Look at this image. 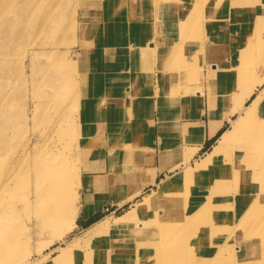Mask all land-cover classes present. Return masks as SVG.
Masks as SVG:
<instances>
[{
	"label": "rangeland",
	"instance_id": "374dc122",
	"mask_svg": "<svg viewBox=\"0 0 264 264\" xmlns=\"http://www.w3.org/2000/svg\"><path fill=\"white\" fill-rule=\"evenodd\" d=\"M97 1V4H99L100 0ZM101 1L103 6L98 11H94V15L88 20L93 12L88 17L83 18L84 11H87L85 7L87 2L82 3L83 0H1L0 125H3L9 119V127L5 130V136L14 140L11 146L12 155H5L3 149L0 150V167H9L17 161V156L20 155L22 156V159L19 160L20 165H27L31 168L33 164L38 163L43 169L52 167L53 170L71 173L75 183L80 186L78 196H74L75 199H71L70 203V206L75 208L74 213L66 212L64 219L55 224L51 223L50 227L43 226L41 220V224L38 222L40 216L47 220L50 212L58 214L55 209L60 206L59 199L50 198L48 191H46L49 180L43 177V180L40 181L39 189L42 191V196H36V190L30 177L31 173L24 178L27 183L26 187L11 186L8 193L4 195L0 189V203L5 196L11 206L10 213H12H9L8 221L0 222V235L4 233L8 240L13 241L12 231L14 229L18 231L19 241L21 242L19 250L15 251L14 255L10 257V262L5 264H12L16 260H20L23 264H68L67 259L69 257L57 260V255L64 249H71L72 254L79 252L83 255L88 253L92 255L96 251L105 250L108 253L105 257L106 260L103 263L98 261V264L112 262L142 264L143 262L136 257L146 258V253L140 255L143 251L158 252L155 247L142 250V243H138L143 237V233L139 231V228L144 227L141 226L140 221L147 217V213H141L135 219H129V221L117 222L121 226L115 228L113 230L114 234H108L105 239H100L99 236L87 239V234L92 230L88 228L90 227L89 224L96 220H107L115 223L116 218L130 210L135 202L130 207L104 208L91 221L80 223L77 226L79 210L83 200L80 169L84 158L87 157L85 156L86 153L89 150L91 152L93 150L98 151L102 142L98 135L99 131L103 130L101 125L104 122L102 105L105 104V101L103 102L99 93L103 83L102 72L111 70L108 73V84L104 82L111 90L119 88L117 87L120 85L118 77H122L123 80L128 82L126 88H129V90L125 88V94L121 97V106L124 105V111L120 113V119L124 117V126H127V131H129L131 123H128L127 120L131 118L130 110L137 108L136 99L140 104L139 97L134 91L138 81L141 87L149 86L150 96H156V103L162 105L160 107L161 111H177L176 106H181L182 102L178 101L175 106L173 100L176 96H179L181 90L169 88L165 85L160 89V85L163 83V73L167 71L173 77L170 83H186L188 85L186 89L189 93L188 97L193 98L198 94L197 84L199 78L202 77L201 75L206 74L207 69L210 68L216 81L219 79L212 88V105L214 107L216 105L215 108L219 114L222 112V94L230 87H235L237 91L238 87L234 85V80L242 74V71L238 70L233 61L232 53L237 49L240 50L243 46L253 45L259 47V44H264V0H254L253 2L257 3L252 5V8H246L245 6H250L244 3L243 0ZM226 6L235 11L224 9ZM40 11H50L51 14L52 11L55 12V15L45 16L48 19H45V27L55 24V32L45 34L44 26L41 28V25L38 24L40 21L37 22ZM141 11H153V15L151 13L141 14ZM163 11H175L177 13L173 20L177 23L176 27L170 25L171 23L168 21H171V19L165 18ZM95 13L101 14V17L104 16L112 24L119 21L122 25V27H119L122 31L118 33L125 39V58L122 70L116 67L120 65V60L115 58L119 53V48L111 37H108L111 42H108V44L104 42L105 30H100V22L93 21L96 17ZM133 13H137V16H140L141 19L150 18L151 14V18L158 19L157 23L163 29V31L158 30L159 26L156 27L157 32L154 35H157L155 37L157 46L154 52L149 53L150 57L145 52V49H148L146 42L140 44L137 40L138 31L133 30L134 27H131L137 20ZM225 14L226 17H224ZM239 16H242V24L237 23L239 22L237 20ZM27 17L34 22L25 21ZM181 19L185 20V26L182 30L179 24ZM4 21H11L15 31H20V34L15 35L16 32L11 31L4 35L3 32L6 26ZM211 21L217 23L214 24ZM25 28L27 30L23 33ZM218 31L219 34L217 35ZM181 32L185 35L183 39L179 37ZM111 35L114 36L113 33ZM216 35L218 40L215 38ZM18 36L26 41L20 42ZM165 40L167 46L162 47V45H165ZM187 40L188 42L185 43ZM42 42H45V45ZM171 42L185 43L186 47L183 48L182 63H177L179 57H174L173 68L170 72L164 64L167 60L165 56L171 53L168 46ZM148 52H150L149 49ZM252 52V58L254 59L259 55L260 63H258L254 73L244 72L245 80L250 77V74L256 77L264 76V60L261 58L260 52L259 50ZM109 53L114 56L113 60L110 57L108 58ZM83 58L86 59L85 62H82ZM79 59H82L83 64L79 63ZM116 59L119 61L118 64ZM132 60L137 64L138 69L135 72L131 71ZM9 65H12V70ZM14 67H17V72L14 71ZM6 71L8 75H10L9 72L12 74V78L7 79ZM140 72H147V75L144 76L143 73L139 75ZM121 73H125L124 77ZM177 75H183V77L178 79L176 78ZM111 78H113L112 81H110ZM154 88L157 92L156 95H154ZM192 88L195 89L192 91ZM56 93L59 94L56 95ZM204 98L205 95L203 94V103ZM84 99L89 100V106L86 109L82 108L84 105L82 100ZM166 100L169 102H165ZM10 101L11 105L9 104ZM193 103H196V101L190 102V104ZM172 104L175 106L173 109L169 108ZM199 107L201 108V106ZM205 108L206 114L204 115L208 121V106L206 103ZM235 117L236 115L232 118ZM228 125L227 122L220 132L225 130ZM127 131L124 135V141H126V138L128 139ZM219 133L205 144L199 155L211 149ZM120 140L121 137L115 142L116 146L121 144ZM128 141L137 142V140L129 139ZM135 154L138 155V152ZM176 172L178 173V171ZM176 172H173V174ZM173 174L162 181L160 185ZM160 178L164 179V176L161 175ZM4 179H7V177ZM4 179L1 177L0 182ZM12 179L13 177L8 179V182L11 183ZM252 181L249 180V182ZM257 183L254 188L248 186L247 191L252 189L251 199L247 202L249 207L256 200L260 207H264L263 173L257 175ZM160 185L158 188L154 187L155 191L152 192L160 191ZM25 194H29L28 201L23 199ZM141 197L137 201L141 200ZM159 199L158 202L162 204L163 198ZM237 204L238 202L228 201V205L219 207L217 214L222 218L220 223L223 219H227V222H224L226 225L235 221L236 214H239ZM157 209H160V207ZM262 213L264 214V208ZM68 228L70 229L67 230ZM129 231H131V235L128 234ZM108 232L110 231L107 230ZM224 234L227 236L226 242H233L242 234L245 236L244 242H247L246 238L249 237L247 231L238 227L218 233L219 239H222ZM257 235L264 242V231ZM103 241L108 242V247L104 249L100 247L101 249L93 251L101 244L103 245ZM179 242L180 237L173 236L163 239L156 246L158 248L162 246L173 247ZM204 246V244H199L197 251L199 253L203 252ZM236 251V246L221 249L223 257L219 263L231 264ZM210 252L213 253V251ZM207 255L210 256V253L208 252ZM199 257L201 260L203 256L200 254ZM163 260L159 263L162 264ZM205 260L206 262L209 261L208 258H205ZM180 263L185 264L183 261ZM199 264H202V261H199Z\"/></svg>",
	"mask_w": 264,
	"mask_h": 264
},
{
	"label": "bare ground",
	"instance_id": "6f19581e",
	"mask_svg": "<svg viewBox=\"0 0 264 264\" xmlns=\"http://www.w3.org/2000/svg\"><path fill=\"white\" fill-rule=\"evenodd\" d=\"M243 1L250 6H245L246 8H252V5L257 3L253 2L254 0ZM85 2H87L85 5L87 11H84L85 15L83 18L88 17L89 14L93 12L88 19L90 20L92 15H94V11H98L103 6V3L101 0L99 4H97V0H83L82 3ZM224 9L235 11L228 6L224 7ZM52 12L51 14L50 11H40L37 16V22L40 21L38 24L41 25V28L44 26L43 30H45V34L47 32H55V24L45 27V19H47L45 16L55 15V12ZM95 15L96 17H94L95 19L93 21L96 22L97 20L98 23H101L99 28L101 31L103 29L105 30L106 35L104 42L108 44V42H111L108 37H113V35H111V30L114 27L119 28L121 24L119 21L118 23L112 24L109 20H106L104 16L101 17V14L98 15L95 13ZM176 15L177 13L175 11H163V16L171 19V21L168 22L175 27L177 23L173 22V20ZM224 17H226V14ZM237 20L239 21H236L237 23L242 24V16L237 17ZM25 21L33 20L27 17ZM184 21V19L180 20L179 24L181 30L183 26H185ZM211 23L216 24L217 22L211 21ZM4 25H6L3 32L4 35H7V33L11 31L14 33L16 32L15 35L20 34V31H15L11 21H4ZM131 27H136V23H133ZM26 30L27 28L24 29L23 33L26 32ZM133 30L139 29L133 28ZM218 34L219 31L217 32V35ZM217 35L215 38L218 40ZM184 36L182 32L179 35L182 39ZM18 38L20 42L26 41L19 36ZM187 42L188 40L185 43ZM42 43L45 45V42ZM185 43L171 42L168 44L171 53L165 56L167 60H165L166 64L164 65L170 72L171 68H173L172 62L174 61V57H179L177 63H182L181 58L184 54L183 48L186 47ZM153 45L152 41H147L146 43L149 49H152ZM263 46L264 44H259V47H254L253 45L249 47L243 46L240 50L237 49L232 53L233 61L238 70L242 71V74L238 75L234 80V85L238 87L237 91L235 87H230L222 94V112L219 114L215 108L216 105L215 107L212 105V88L219 79L216 81L215 75H212L213 72L210 68L207 69L206 74L202 73V77L199 78L197 84L198 94L193 98L188 97L189 93L186 91L188 85L186 83H170L173 77H171L170 73L167 71L163 73V80L165 81L166 87L181 90L179 96H176V100H173L175 101L173 103L175 106L178 101H181L182 105H189L190 102L196 101L195 104L201 106L199 114L196 113L185 117L188 122L195 121L198 117L206 114V103L208 106L209 119L206 125L210 137L218 133L225 123L228 122L229 125L225 130L219 133L211 149L205 152L199 159L193 158L191 161L189 158L192 157V152L185 153L183 157L187 159L182 160L185 162L184 165L182 168L179 167L178 173L175 171V174L160 185V191L141 195V200L135 202L130 210L117 217L115 223L108 222L107 220H98L94 222L93 225L91 224L88 228L92 230L87 234V239L96 236H99L100 239H105L108 234H114L113 230H115V228L121 226L117 222L129 221V219H135V217L141 213H147V217L140 221L142 223L141 226L144 227L139 228V231L143 233V237L138 243H142V250L155 247V250L157 248L158 252L155 253L151 250H149V252L143 251L140 255L146 253V258L136 257L143 262L142 264H160L159 261L162 259H164L162 264H181V261L185 264H199V261H202V264H220L219 262H221L223 257L221 249L230 248V246L237 247L231 264H264V242L257 235L264 231V214L262 213L264 207H260L257 200L251 207H249L247 203L251 199L252 192V189L247 191L249 188L248 186H251V188L256 187L258 184L257 175L263 173L264 176V76L256 77L250 74V77L245 80L246 76L244 75V72L254 73L258 63H260L259 55L255 59L252 58V51L259 50L261 58L264 60ZM124 47L125 45H122L123 52ZM145 52L147 53L148 49H145ZM109 56L111 55L109 54ZM6 59L7 57L5 60ZM81 60L82 59H79V63L83 64L82 62H85L86 59L83 58L82 62ZM131 63V71L135 72L137 64L134 60H132ZM9 67L12 70V65H9ZM16 68L17 67H14L15 72H17ZM9 74L10 75L7 74V79L12 78V74L10 72ZM182 77L183 75L176 76L178 79ZM35 93L37 94V92ZM58 94L59 93H56V95ZM203 94L205 95L204 103ZM82 101L84 102L82 108L86 109V107L89 106V100L84 99ZM165 102L169 101L166 100ZM9 104L11 105V101ZM173 104L169 106V108H175ZM159 110L161 111V108H159ZM235 115L236 117L232 118ZM159 119L161 120L162 118L159 117ZM8 127L9 119H7L3 125H0V150L3 149L5 155H12L11 146L14 139L5 136V130ZM126 131L127 126H122L118 135V137H121V144H117L118 146H116L114 143L115 146H113L114 151L119 154L124 170L119 173L116 168L112 166L109 173L104 177L87 178L81 185V189L84 190V192H88V189L92 186H102L103 182L109 176L116 174V172L118 175V182H125L128 185V199L138 196L145 185L154 183V178H151L153 169L151 167L142 168L138 162L139 155L135 154L139 150L137 142H129L127 138L126 141H124ZM186 132H188L187 135L189 136L194 135L196 137H201L203 126L201 125L200 128H194L193 131ZM199 132L200 135L197 134ZM121 149H123V151L118 152ZM90 152L89 150L85 156L89 155ZM149 156L151 157L152 153H149ZM17 158V161L9 165V167H0V178L3 177L4 179L7 177V179L0 182V189L3 195L8 193L11 186L26 187L27 183L24 181V178L31 173L30 177L33 182V187L36 190V196H42V191L39 187L40 181L43 180L44 177V179L49 180L46 187L49 197L59 199L58 201L60 202V206L57 207L58 209H55L58 214L50 212L47 220L43 216H40L38 219L40 224L42 221L43 226L50 227L51 223L55 224L64 219L66 212L74 213L75 208H72L70 203L74 196H78L80 186L73 180V174L65 173L62 170H53L52 167L43 169L38 163L33 164L30 168L27 165L23 166V164H19V160L22 159V156L19 155ZM12 177V182H8V179ZM249 180L253 181L249 182ZM28 195L29 194H25L23 199L28 201ZM159 198H163L162 204L158 202L160 200ZM228 201L238 202L239 214H236L235 221L229 222V224L226 225L224 222H227V219H223L220 223L222 218H220L217 213L220 209L219 207L228 205ZM158 207H160V209H157ZM10 212L11 206L4 196L0 203V222L8 221V215L12 214ZM86 212V216H89V212ZM236 227L247 231L249 235V237L246 238L247 242H244L245 236L243 234L233 242H226L227 236L225 234L222 239H219L218 233ZM69 229L70 228L67 230ZM107 230L110 232L107 233ZM128 234L131 235V231H129ZM12 236L13 241H10L6 238L4 233L0 235V264L10 262V257L21 247L18 231L13 229ZM173 236L180 237V242L175 246H162L160 248L156 246L157 244L159 245L163 239ZM216 239L218 240L216 241ZM103 242V245L101 244L96 249H93V251L107 248L108 242ZM199 244L205 245L203 252L200 253L197 251V246L199 247ZM71 251V249L62 250V252L57 255V260L69 257L67 259L68 264H98V261L101 263L105 262V257L108 254L105 250L96 251L92 255H90V253L83 255L79 254V252L72 254ZM210 251H213V253L211 254ZM208 252L210 256L207 255ZM200 254L208 258L209 261L206 262L203 257L200 260ZM153 255L155 256L151 257ZM12 264H23V262L16 260V262ZM109 264L119 263L112 262Z\"/></svg>",
	"mask_w": 264,
	"mask_h": 264
},
{
	"label": "crops",
	"instance_id": "0c3cea01",
	"mask_svg": "<svg viewBox=\"0 0 264 264\" xmlns=\"http://www.w3.org/2000/svg\"><path fill=\"white\" fill-rule=\"evenodd\" d=\"M142 13H151L153 15V11H141V14ZM151 14L150 18L145 17V19H141L140 16H137L138 14L135 13L137 21L136 27H134L136 29H139L137 31L139 33L138 41L140 42V44H143L145 42L147 43V41H152L154 44L152 46V49L150 48L151 50L148 48L150 50V52H147L148 57L151 56V52H154V49L157 46L155 42V37H157V35H154V33L157 32L156 27L159 26L158 30L160 29L163 31L162 27L157 23L158 19L151 18ZM121 31L122 29H119L118 27H114L111 30V33L114 34L112 38H115L113 40L119 48H116L118 49L119 53L117 54V56H115V58H118L120 60V65L116 66L120 68V70L123 69L125 58L122 49V45L125 44V39H123L120 34H118ZM164 43L165 45H162V47L167 46L166 40L164 41ZM109 54L111 56L108 55V58L110 57V59L113 60L114 56L111 53ZM118 59H116L117 64L119 63ZM110 72L111 70L102 72L103 83L101 84L99 91L101 99H103V102L105 101V104L102 105V109L104 112V117L102 118L104 119V122L101 126L103 130H100L98 133L102 141L100 144L101 148H99L98 151L93 150L89 153V155H87L86 158H84L80 169L81 185L87 178L104 177L109 173V170L112 166L115 167L117 172L119 173L124 170L122 161H120L119 154L114 151L113 146L119 138L118 135L120 129L122 128V126H124V117L120 119V113L124 111V105L123 107L121 106V97L125 94V88L126 86H128V82L126 80H123L122 77H118L120 85L117 87L119 88L117 90L109 89L107 87V84L109 82L107 78L108 73ZM142 73L140 72L139 75H142ZM121 74L124 77L125 73ZM143 74L144 76H146L147 72ZM112 79L113 78H111L110 81H112ZM104 82H107V84H104ZM137 83L138 85L135 86L134 91L135 94H137V96L139 97L140 104H138V101L136 99L137 108L131 109V118L129 120L126 119L128 123H131V128L127 132V137L129 140H137L138 146L140 144L138 150V162L140 163V166L142 168L151 167L153 169V175L151 176V178H154V183L145 185L140 194L132 199H128L129 190L127 183L118 182L117 172L113 176H109L103 182L102 186H92L90 187V189H88V192H84V190L81 189L83 200L82 206L79 210L77 226L80 223L91 221V219L95 217L96 214L101 212L104 208H115L123 206L130 207L134 202L137 201L138 198H140L141 195L155 191L153 189L154 187L158 188L162 181H165L168 176L173 174V172L178 171V169L182 168L185 163L182 160L187 159L186 157H183L185 153L192 152V157L189 158V160L191 161L193 160V158L197 159L198 157L203 156L204 154H199L203 150L205 144L215 138L216 135L221 131L219 130L218 133H216L213 137H210L206 125L207 118L204 114L203 116L198 117V119H196L195 121L188 122V120L185 119V117L192 113L199 114L200 105H196L195 103L190 105H177V111H159V108L162 105H158L156 103V96H150L148 91L149 86L142 85L144 87H141L139 81ZM164 85L165 81L163 80L162 85H160V89L163 88ZM126 89L129 90V88ZM194 89L195 88H192V91ZM153 90L154 95H156L157 92L155 91V88ZM159 117L162 119L160 120ZM225 124L221 129L225 127ZM201 125L203 126V133L201 134V137L187 135L188 132L186 131H193L194 128H200ZM197 134L200 135V132ZM118 152H120V150ZM149 153H152L151 157L149 156ZM161 175L164 176V179L160 178ZM86 211L89 212V216H86Z\"/></svg>",
	"mask_w": 264,
	"mask_h": 264
},
{
	"label": "trees",
	"instance_id": "16d2710c",
	"mask_svg": "<svg viewBox=\"0 0 264 264\" xmlns=\"http://www.w3.org/2000/svg\"><path fill=\"white\" fill-rule=\"evenodd\" d=\"M98 221V220H97ZM96 222V221H95Z\"/></svg>",
	"mask_w": 264,
	"mask_h": 264
}]
</instances>
